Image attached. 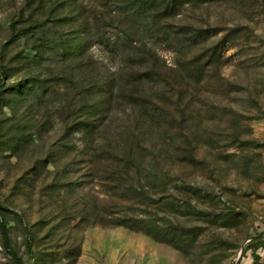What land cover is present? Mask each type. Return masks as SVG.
<instances>
[{
    "label": "rangeland",
    "instance_id": "1",
    "mask_svg": "<svg viewBox=\"0 0 264 264\" xmlns=\"http://www.w3.org/2000/svg\"><path fill=\"white\" fill-rule=\"evenodd\" d=\"M79 20L89 48L63 59ZM151 23L129 29L99 1L0 0L1 218L25 263L234 264L245 245L240 264H264V236L248 240L264 233V0H184ZM112 72L87 136L76 93ZM24 79L38 84L12 93ZM0 264H15L1 234Z\"/></svg>",
    "mask_w": 264,
    "mask_h": 264
},
{
    "label": "trees",
    "instance_id": "2",
    "mask_svg": "<svg viewBox=\"0 0 264 264\" xmlns=\"http://www.w3.org/2000/svg\"><path fill=\"white\" fill-rule=\"evenodd\" d=\"M90 1H99L102 4L103 8H108V6H112L113 4H116L118 6V9L120 10L122 16H124V20L127 21V24L129 26V29H135L138 28L141 30L142 26L141 24L147 26L148 29L151 30L152 23L149 25L150 21L155 17V13L157 9H160L162 6L165 8V10L174 9L178 6H181L184 0H90ZM119 4V5H118ZM85 8H87L85 5L81 4V12L78 14V17L82 18V16L85 14ZM106 16V13L100 16L99 20L101 22H105L104 18ZM80 21V20H79ZM79 23V33L78 36H76L74 39H71L70 41L64 42L62 45H56L53 47V50L56 55L60 56L61 58L65 59L68 56L77 58H82L84 56L85 52L89 48V38L91 36L90 32L91 29L89 28V21H80ZM143 22V23H142ZM16 22H13L11 24V38L19 36L18 32H16V28L14 26ZM30 32V31H28ZM122 34L125 35L126 40L131 41L132 40V34L128 31V29L123 30ZM102 37L101 44H104L105 46H117V42L109 43L108 38L106 36L104 37V34L101 35ZM130 45V43H129ZM48 44L43 43L41 45V48H47ZM38 53V51H37ZM148 55V53H147ZM143 65L147 64V61L140 62ZM131 64V63H130ZM83 65V63H82ZM82 67V66H81ZM88 67V66H87ZM89 68V67H88ZM84 71H88L86 68V65H84L83 68ZM146 72H143L139 75L140 81L148 82L155 79V73L152 66L146 67ZM116 73L112 72L110 75L106 76L105 78H99L97 77L94 79L93 76H91L86 81L83 80V83H81L80 91L76 93V96L79 98L78 105L79 108L77 109L78 114V126L81 132L85 133L87 136L90 135L95 128L93 123L88 120L90 119V114H102V111L106 108L107 103L110 102V100L113 98V95L115 94L117 88L120 87L121 83L116 78ZM38 84V81L35 82H28L27 79L21 80L19 82H16L11 85V92L12 93H18V94H25L28 90V88L32 87L33 85H36L34 83ZM39 86V85H38ZM30 88L29 90H31ZM92 99L93 102L89 103V100ZM86 140V139H85ZM88 140V139H87ZM1 210H5L3 207L0 206V234L3 246L9 251L10 255L12 256L15 264H27L24 262V260L19 257L18 253L14 250L11 244V238H10V231L7 227L6 222L1 218L2 213ZM118 226H125L127 228V225L125 223H119ZM263 239L262 237H258L253 242H258ZM27 250L28 252H32V244L30 237L27 240ZM245 250V249H244ZM254 264H260L259 258L255 257Z\"/></svg>",
    "mask_w": 264,
    "mask_h": 264
},
{
    "label": "water",
    "instance_id": "3",
    "mask_svg": "<svg viewBox=\"0 0 264 264\" xmlns=\"http://www.w3.org/2000/svg\"><path fill=\"white\" fill-rule=\"evenodd\" d=\"M262 236H264V233H261V234H259V235L251 236V237H249L248 240H249V241H252V240H254V239L258 238V237H262ZM244 247H245V245H243V246L241 247V250H240V252H239V254H238L237 260L235 261L234 264H240V261H241V259H242L243 253H244Z\"/></svg>",
    "mask_w": 264,
    "mask_h": 264
}]
</instances>
